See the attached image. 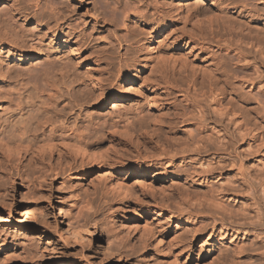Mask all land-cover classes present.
Returning a JSON list of instances; mask_svg holds the SVG:
<instances>
[{
    "label": "rangeland",
    "instance_id": "374dc122",
    "mask_svg": "<svg viewBox=\"0 0 264 264\" xmlns=\"http://www.w3.org/2000/svg\"><path fill=\"white\" fill-rule=\"evenodd\" d=\"M143 2L150 13L173 8L164 0L0 1L20 37L37 46L22 60L0 55V126L9 129L35 101L28 137L43 130L39 120L57 116L71 135L103 130L109 157L134 165L133 190L121 197L103 176L116 168L57 153L10 161L0 143V264H169L148 234L156 231L181 264H264V0H246L251 16L197 37L201 50L158 37L155 55L194 59L212 71L167 84L161 122L150 118L151 90L140 83L116 107L115 92L106 105L83 99L75 80L89 67L48 29L69 24L114 56L130 53L140 36L124 24L123 6ZM207 4L188 0L182 11ZM198 51L204 56L195 58ZM152 126L164 129L166 143ZM142 164L148 169L139 175Z\"/></svg>",
    "mask_w": 264,
    "mask_h": 264
},
{
    "label": "bare ground",
    "instance_id": "6f19581e",
    "mask_svg": "<svg viewBox=\"0 0 264 264\" xmlns=\"http://www.w3.org/2000/svg\"><path fill=\"white\" fill-rule=\"evenodd\" d=\"M0 1L2 4L3 0ZM203 1L204 3H210V6L207 4V6L204 5L202 8H196L194 11L189 7L190 9H188L186 13L182 11V8L188 0H164L165 6L167 3L170 7L173 6V8L166 10V12L155 11L150 13V11L146 9L144 2L138 4L135 3L133 6H123L122 12L124 24L130 26L132 29H136V36H140V38L136 41L132 52L119 53L117 56L110 53L109 49L93 43L91 38L75 32L69 24L64 27L63 24H60V22L57 21L55 25L50 26L48 29L54 38L64 40L66 43L65 45H68L72 50L71 54H76L75 59L78 64L89 67L85 78L75 80L80 82L78 83V86L80 87V91L84 92L83 99L86 101H98L106 105L107 102L112 99L108 94L110 92H115L116 95L113 97L112 106L116 107L121 101L133 98L134 94L138 92L135 84L139 85L140 83L151 90L150 96L148 95V97H151V104L148 105V110L152 112L150 118L153 114L156 119H160V115L163 116L166 107L165 97L167 95L165 93V88L167 84L177 82L181 76L185 79L192 80L193 82L197 72L202 71L203 73L211 74L212 71L207 65L203 66V63L200 65V62L197 63L194 59L189 60L186 57L179 58L176 55H166L167 57H164V54H161L160 52V55L157 53V55H155V50L158 48L156 45L158 37L166 34L172 38L171 40H173L174 46H191L189 48L191 51L195 47L197 48L200 46L201 50L203 45L200 44L197 37L204 38L207 31H212L219 27L225 28L228 21L232 19H241L243 17L251 16L254 10L252 9L253 7H249V3L246 2V0ZM1 4L0 55L5 58L22 60L23 57L26 58L27 56L32 55V52L36 51L37 46L35 43H30V41L24 40L25 37H23L24 39L20 37L21 33H17L16 29L11 25L13 21L12 15H6V13L2 11ZM220 20L222 21L220 22ZM193 26L196 28L192 29ZM26 39L28 38L26 37ZM31 41L33 40L31 39ZM129 42L130 39L125 38L124 43L126 44ZM123 46V41H118V49H121ZM139 53L141 54L139 55ZM200 54L204 56V52L198 51L195 54V58ZM1 65L2 64L0 63V66ZM56 69V66H52L48 73L51 74L52 72H55ZM24 76L18 73L17 81L24 82L23 84L27 83L28 78L26 80V77ZM68 82L72 84L71 81H67L66 83ZM34 102L27 104L26 107L24 106L25 108L23 107V109L20 110V119L15 121L9 129H7L5 125L0 126L1 148L10 161H24L27 157H51L57 153L61 157H65L66 159L70 158L75 161L81 158V163L89 161V163H95L98 167L101 164H103V166L107 164L111 166V168H116L106 169L105 167L106 172L103 176H105V180L109 182L110 189L121 197H125L128 194L130 195L133 186L131 187L132 184L128 177L134 170V165H129L127 167V165L116 160L117 157H115V159L110 158L111 156L108 155L107 152L108 148H104L102 141L103 130L98 131L97 129L96 131L98 133L100 132L101 135H96V133L93 134L94 131H91L92 133L87 135L84 133L71 135L67 132V129L65 131V123L63 122V124L62 121L60 123L58 121L60 119L55 120L57 116L54 118L52 115L46 117V120L43 122L39 120L38 126L43 127L40 134H36L35 130V132H32L31 138L28 137L29 120L38 109L35 107L36 105ZM53 109L55 114L60 113L59 108L56 109L53 107ZM154 116L153 120L155 121ZM161 121L162 118L160 122ZM151 130L158 134V139H163V141L166 140V136L162 137L165 132L162 127L152 126ZM130 133L133 135V132ZM131 141H133V139L128 138L124 143L127 144ZM134 141L140 144L139 138ZM151 141L152 140H148L147 142L151 143ZM159 141L160 140H158V142ZM164 142L166 143V141ZM108 158H110V160L106 161ZM147 169L145 164L140 165L139 175H142L143 172H147ZM88 172L89 171L86 172V175ZM118 216H120V213L117 211V217ZM121 221L122 219H120V223ZM147 229L149 230V228ZM146 231V229L142 231L141 233H144L140 236L147 235ZM148 234H152V238L154 237L157 247L159 246L161 251L165 254L167 263L169 261V264H181L178 256L175 257V254H177L173 249L175 247L173 246L172 248V245H170L164 235L158 234L157 231ZM143 236L142 238H144ZM148 237L151 239V236ZM0 249L2 248L0 247Z\"/></svg>",
    "mask_w": 264,
    "mask_h": 264
}]
</instances>
